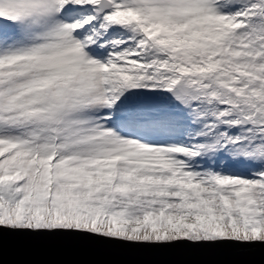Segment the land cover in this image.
Returning a JSON list of instances; mask_svg holds the SVG:
<instances>
[{"label":"snow or ice","instance_id":"snow-or-ice-1","mask_svg":"<svg viewBox=\"0 0 264 264\" xmlns=\"http://www.w3.org/2000/svg\"><path fill=\"white\" fill-rule=\"evenodd\" d=\"M0 264H264V0H0Z\"/></svg>","mask_w":264,"mask_h":264}]
</instances>
